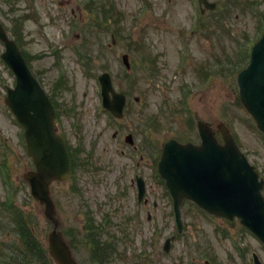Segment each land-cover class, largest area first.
<instances>
[{
  "label": "rangeland",
  "instance_id": "374dc122",
  "mask_svg": "<svg viewBox=\"0 0 264 264\" xmlns=\"http://www.w3.org/2000/svg\"><path fill=\"white\" fill-rule=\"evenodd\" d=\"M214 1L221 13H207L201 29L193 15L197 0H0V22L59 104L57 132L68 146L81 147L71 179L50 189L59 230L78 264H95L91 245L78 241L88 214L103 240L117 241L110 264H253L254 253L264 264V244L237 219L229 225L189 201L182 205L178 233L171 196L150 151L153 143L162 149L168 138L199 143V120L217 137L224 123L264 179V137L238 102L237 74L228 69L237 61L230 57L237 43L256 39L264 27V0ZM124 53L130 69L121 62ZM103 71L117 78L116 88L129 96L136 118L116 120L103 111ZM14 83L0 56V245L19 238L12 231V200L47 246L54 226L24 180L33 164L23 130L4 101ZM127 134L134 146L124 141ZM140 175L147 186L142 202L135 182ZM230 243L239 248L232 250Z\"/></svg>",
  "mask_w": 264,
  "mask_h": 264
},
{
  "label": "water",
  "instance_id": "95a60500",
  "mask_svg": "<svg viewBox=\"0 0 264 264\" xmlns=\"http://www.w3.org/2000/svg\"><path fill=\"white\" fill-rule=\"evenodd\" d=\"M200 2L211 10L215 7V3ZM0 40L6 46L1 56L18 78L16 87L9 89L6 101L25 128L28 152L38 168L37 173H27L26 179L34 196L46 204L45 213L57 227L49 186L53 179L65 180L69 176L66 147L62 137L54 133L56 116L49 99L31 77L17 45L9 40L1 24ZM252 56L248 69L238 77L241 101L264 132V37L256 44ZM124 59L126 62V56ZM100 81L105 107L121 116L125 96L113 91L108 74H103ZM198 127L203 138L202 147H184L174 140L169 141L159 161V173L166 179L174 197L178 222H181L179 205L183 198H189L209 213L230 219L240 217L241 223L264 241V200L260 192L263 182L257 180V173L227 131L224 132L226 144L221 147L208 126L199 123ZM140 186L141 199L144 192L142 182ZM166 241L165 251L170 247V241ZM48 247L58 264H76L60 232L52 231Z\"/></svg>",
  "mask_w": 264,
  "mask_h": 264
},
{
  "label": "trees",
  "instance_id": "16d2710c",
  "mask_svg": "<svg viewBox=\"0 0 264 264\" xmlns=\"http://www.w3.org/2000/svg\"><path fill=\"white\" fill-rule=\"evenodd\" d=\"M17 218L18 217H16V219ZM15 227L21 236L19 242H25L26 246L22 247L24 244L21 243L18 246H15L16 249L9 252H5L0 246V264H41L42 260L44 264H52L51 259L48 258L46 248L43 246L40 247L35 236H33L31 229L24 228L20 223H18ZM98 244L100 247L99 251L101 252L103 250L101 247H104V244ZM19 246L23 249H20Z\"/></svg>",
  "mask_w": 264,
  "mask_h": 264
},
{
  "label": "flooded vegetation",
  "instance_id": "af4514ba",
  "mask_svg": "<svg viewBox=\"0 0 264 264\" xmlns=\"http://www.w3.org/2000/svg\"><path fill=\"white\" fill-rule=\"evenodd\" d=\"M224 222H226L225 220H223ZM231 249L233 250V246L231 245Z\"/></svg>",
  "mask_w": 264,
  "mask_h": 264
}]
</instances>
